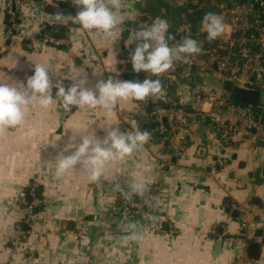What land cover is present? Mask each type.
Returning a JSON list of instances; mask_svg holds the SVG:
<instances>
[{
    "label": "crops",
    "instance_id": "obj_1",
    "mask_svg": "<svg viewBox=\"0 0 264 264\" xmlns=\"http://www.w3.org/2000/svg\"><path fill=\"white\" fill-rule=\"evenodd\" d=\"M8 1L0 0V81L22 87L19 83L26 85V76L39 63L53 85L94 89L109 75L143 80L142 72L126 68L136 46L130 33L141 26L159 17L169 22L173 36L188 25V36H194L205 32V13L223 18L225 5L247 0H121V8L113 9L118 23L111 37L68 20L77 12L72 0L19 3L20 24L13 35L7 28ZM50 5L54 14L47 12ZM57 13L65 16L58 19ZM58 25L68 27L66 41H53L46 30ZM147 77L154 76L149 72ZM207 77L182 81L172 94L189 114L196 90L220 88L214 75ZM261 102L256 110L264 125ZM148 109L143 101L129 100L119 101L111 116L99 107L73 105L66 112L60 98L53 97L49 108L30 105L21 125L0 130V264H238L234 260L241 259L264 264V242H257L264 223V135L254 146L239 136L234 148L223 149L213 140L210 121L193 122L190 116L187 131L172 129L164 140L146 142L131 155L107 162L97 181L80 164L57 175V156L75 150L69 143L79 144L81 136L102 140L115 127L140 131ZM181 150L185 155L178 157ZM157 178L160 189L153 192ZM133 183L155 197L144 214L124 203ZM30 184L43 192L45 211L34 218L26 246L12 247L8 236L22 220L19 195ZM160 222L163 229L157 230ZM218 230L223 234L218 236ZM252 243L260 245L257 258L248 254Z\"/></svg>",
    "mask_w": 264,
    "mask_h": 264
},
{
    "label": "built area",
    "instance_id": "obj_2",
    "mask_svg": "<svg viewBox=\"0 0 264 264\" xmlns=\"http://www.w3.org/2000/svg\"><path fill=\"white\" fill-rule=\"evenodd\" d=\"M19 3L15 0L7 2L6 14L11 17L12 27L9 29L11 34L18 28L15 20L20 13ZM223 12L225 31L219 38L213 41L207 38L198 40L201 47L199 54L188 57L186 62L177 60L167 73L154 76L162 82L163 95L159 98L149 96L143 100V103L151 108L149 116L153 123L147 142L160 140V136L168 134L172 129L187 131L189 123L186 117L190 116L193 122L198 118L208 119L212 126L213 140L223 149L234 148L235 140L239 136L250 146L256 145L262 139L264 125L259 119L256 108L232 100L231 94L223 89V85L229 83L233 88L259 91L261 94L264 92V0L236 2L233 9L225 5ZM191 30V25L183 28L174 36L175 41L183 40ZM31 75H27L26 78ZM212 75L219 81L220 88L202 87L196 90L193 98L194 111L189 114L185 106L172 94L182 81L191 80L195 76L208 78L207 76ZM184 155L185 152L182 150L177 153L178 157ZM225 163L226 161L222 160L220 166H224ZM160 181L157 178L153 188L156 190L153 192L159 191ZM37 189V185L30 184L19 195L18 203L22 210V220L8 236V242L12 247L26 246L33 220L37 215L35 211L38 208H44L42 212L45 211V199L38 196ZM153 192L132 193L130 198L127 196L124 199V203L133 211L144 214L145 210L151 208L155 202ZM139 199L142 200L141 203H137ZM240 221L242 227H247L245 218H241ZM162 229L163 222H160L157 230ZM261 232L262 235L257 238L258 243L264 242V223ZM234 261L238 264H253L249 259Z\"/></svg>",
    "mask_w": 264,
    "mask_h": 264
},
{
    "label": "clouds",
    "instance_id": "obj_3",
    "mask_svg": "<svg viewBox=\"0 0 264 264\" xmlns=\"http://www.w3.org/2000/svg\"><path fill=\"white\" fill-rule=\"evenodd\" d=\"M72 2L77 7V12L74 16H68V20L79 24L85 30L95 29L107 37L113 35L118 23L113 9L118 11L121 8V0H72ZM61 16L63 15L58 14L57 18ZM201 26L209 41L219 38L225 31L222 17L213 12L204 14ZM169 27L166 19L158 17L151 26H141L134 33H130V38L134 35L136 40V46L129 53L132 70L135 73L150 72L158 77L172 69L175 61L186 62L188 57L201 52L196 38L185 36L183 40L175 41V37L169 33ZM172 41L175 43L170 44ZM19 84L22 87L0 81V130L21 125L25 110L30 105L39 104L41 108H49L53 104V87L57 89L56 97L60 98L65 110L71 111L73 105L92 109L99 107L104 109L108 116L113 114V109L119 101H143L149 96L159 98L163 95L160 79L147 77L142 81L121 80L118 75L115 77L109 75L106 80H98L94 89L81 87L77 83L66 89L59 82L53 85L49 71L39 63L35 64L34 73L27 78L26 85L22 82ZM149 137L150 133L146 129L124 132L119 127L108 130L102 140L81 136L79 144L69 143L74 151L62 157L60 154L57 156L56 173L62 175L80 164L82 168L89 169L90 180L97 181L107 162L131 155L134 150L146 143ZM71 140H75V136L71 137ZM142 191L143 185L133 183L126 195L130 198L132 193ZM131 238L136 237L133 235Z\"/></svg>",
    "mask_w": 264,
    "mask_h": 264
},
{
    "label": "water",
    "instance_id": "obj_4",
    "mask_svg": "<svg viewBox=\"0 0 264 264\" xmlns=\"http://www.w3.org/2000/svg\"><path fill=\"white\" fill-rule=\"evenodd\" d=\"M16 2H24L25 0H15ZM40 3L42 2L41 0H38ZM235 4V1H233L231 3V5L229 6V9H233V6ZM14 10H16V7L14 8ZM47 12L50 13V14H54L55 13V7L50 5V6H47ZM60 14V15H63L65 16V14H61V13H57L56 16ZM20 24V22H19ZM68 27L69 28H72V27H76L73 23H69L68 24ZM68 27H63V26H55L54 28L52 26H48L47 27V31L48 32H52L51 34V39L53 41H57V42H60V41H66L67 38H68ZM42 35H41V38L44 40L45 39V32H41ZM206 33L205 32H200L198 33L197 35H194V36H190V37H193V38H196L197 40H205L207 37H206ZM127 70L130 71V72H134L132 70V65L131 63L128 64L126 66ZM214 68L216 69V65H214ZM141 77L143 79L147 78V73L145 72H142L141 73ZM150 79H156L155 77H152ZM223 89L227 92V93H230L231 94V99L236 101V102H239V103H242V104H245V105H250V106H253L255 108L259 107L260 105V102H261V93L259 91H246V90H242V89H239V88H233L231 84L229 83H226L223 85ZM56 92L57 90L53 89V97H56ZM148 113L150 114L151 113V108L148 109ZM151 117L148 116L144 119L145 123L143 124L142 126V130H150V121H151ZM156 143H158V140L156 141ZM173 162H176V159L173 160ZM220 170V168L218 169ZM209 172H211V170H209ZM229 206V205H228ZM230 207V206H229ZM228 211H230V208H228ZM233 216L234 217H238L239 216V211H234L233 212ZM166 229L169 228L168 224H166L165 226ZM27 229V228H25ZM223 234V230H218L217 232V235L220 236ZM229 237V236H228ZM259 252H260V245L257 244V243H252L250 246H249V250H248V254L250 257L252 258H257L259 256Z\"/></svg>",
    "mask_w": 264,
    "mask_h": 264
},
{
    "label": "trees",
    "instance_id": "obj_5",
    "mask_svg": "<svg viewBox=\"0 0 264 264\" xmlns=\"http://www.w3.org/2000/svg\"><path fill=\"white\" fill-rule=\"evenodd\" d=\"M18 16H19V18H18ZM6 20H7V26H8L7 28L10 29V28L12 27V22H11V17H10L8 14H6ZM19 22H20V13L17 14V19L15 20V23H16L17 25H19ZM43 31L46 33V30H45V29H43ZM16 32H17V31L13 30V35H15ZM165 136H166V135H164V136H160L159 138H160L161 140H164V139L166 138ZM37 194H38V196H39L41 199H44V197H43V192L41 191V189H40L39 186H38V189H37ZM43 209H44V208H38V209L35 211V213H36V214H39L40 212L43 211Z\"/></svg>",
    "mask_w": 264,
    "mask_h": 264
},
{
    "label": "rangeland",
    "instance_id": "obj_6",
    "mask_svg": "<svg viewBox=\"0 0 264 264\" xmlns=\"http://www.w3.org/2000/svg\"><path fill=\"white\" fill-rule=\"evenodd\" d=\"M264 103V95H263V97H262V102H261V104H263Z\"/></svg>",
    "mask_w": 264,
    "mask_h": 264
}]
</instances>
